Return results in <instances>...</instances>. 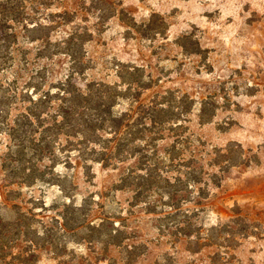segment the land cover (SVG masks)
Returning a JSON list of instances; mask_svg holds the SVG:
<instances>
[{"label":"rangeland","instance_id":"rangeland-1","mask_svg":"<svg viewBox=\"0 0 264 264\" xmlns=\"http://www.w3.org/2000/svg\"><path fill=\"white\" fill-rule=\"evenodd\" d=\"M66 10L79 12L72 26L93 31L81 81L133 98L143 91L129 82L153 78L147 102L175 92L189 111L177 151L205 180L180 191V167L161 169L140 199L137 185L117 189L114 169L93 165L87 182L59 163L49 169L56 184H9L8 199L38 216L27 236L18 210L0 209V264H264V0H60L52 9ZM7 174L0 181H16ZM67 174L77 186L66 194Z\"/></svg>","mask_w":264,"mask_h":264},{"label":"trees","instance_id":"trees-1","mask_svg":"<svg viewBox=\"0 0 264 264\" xmlns=\"http://www.w3.org/2000/svg\"><path fill=\"white\" fill-rule=\"evenodd\" d=\"M57 1L0 0V135L6 142L0 176L10 171L16 179L0 181V209L18 210V225L27 236L33 233L38 215L23 205L21 197L20 202L8 199L9 184H56L49 169L59 163L68 171L82 170L87 182L93 165L114 169L120 172L117 189L137 185L140 199L149 183L161 179V169L180 167L175 179L180 191H184L181 185L205 180L187 164L186 152L177 151L188 142L179 132L189 111L176 104V93H157L162 102H147L144 95L153 88V78L129 82V89L135 85L143 91L133 98L120 86L82 82L88 69L86 41L93 31L89 26H72L78 11L53 12ZM120 101L127 103L126 110L117 109ZM168 139H173L172 147L161 153L160 143ZM134 158L138 168L127 167ZM46 159L52 165L45 164ZM69 178L67 174L65 184H59L66 194L77 186L66 183ZM85 208H90L89 203ZM34 258L24 256L20 264H33Z\"/></svg>","mask_w":264,"mask_h":264}]
</instances>
